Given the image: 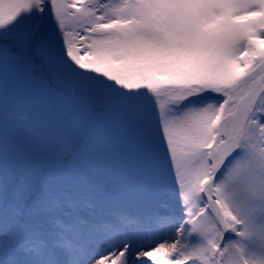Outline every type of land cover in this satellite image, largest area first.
<instances>
[{
    "label": "snow or ice",
    "instance_id": "snow-or-ice-1",
    "mask_svg": "<svg viewBox=\"0 0 264 264\" xmlns=\"http://www.w3.org/2000/svg\"><path fill=\"white\" fill-rule=\"evenodd\" d=\"M0 264H264V0H0Z\"/></svg>",
    "mask_w": 264,
    "mask_h": 264
}]
</instances>
